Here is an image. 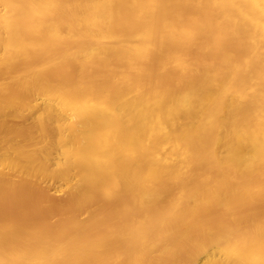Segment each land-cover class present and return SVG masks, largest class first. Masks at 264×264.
I'll return each instance as SVG.
<instances>
[{
    "label": "bare ground",
    "instance_id": "6f19581e",
    "mask_svg": "<svg viewBox=\"0 0 264 264\" xmlns=\"http://www.w3.org/2000/svg\"><path fill=\"white\" fill-rule=\"evenodd\" d=\"M0 264H264V0H0Z\"/></svg>",
    "mask_w": 264,
    "mask_h": 264
}]
</instances>
